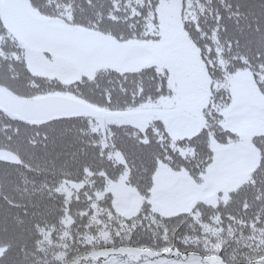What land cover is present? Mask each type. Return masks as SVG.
I'll use <instances>...</instances> for the list:
<instances>
[{
  "label": "snow or ice",
  "instance_id": "1",
  "mask_svg": "<svg viewBox=\"0 0 264 264\" xmlns=\"http://www.w3.org/2000/svg\"><path fill=\"white\" fill-rule=\"evenodd\" d=\"M0 264H264V0H0Z\"/></svg>",
  "mask_w": 264,
  "mask_h": 264
}]
</instances>
